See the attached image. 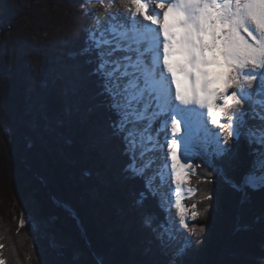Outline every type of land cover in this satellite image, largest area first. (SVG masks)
I'll list each match as a JSON object with an SVG mask.
<instances>
[{"label":"trees","instance_id":"1","mask_svg":"<svg viewBox=\"0 0 264 264\" xmlns=\"http://www.w3.org/2000/svg\"><path fill=\"white\" fill-rule=\"evenodd\" d=\"M84 4L0 0L4 264H264V188L234 186L253 160L255 145L243 139L225 146L231 151L215 160L217 173L196 159L189 182L195 192L184 204L195 205L190 227L197 233L185 255L162 249L145 227L146 214L154 226L166 215L157 198L140 196L145 181L130 177L133 160L121 139L96 131L102 126L107 132L115 116L99 107L95 63L78 54L91 28ZM15 197H31L39 216L52 220L82 256L72 248L56 253L30 225L19 227L18 212L11 214Z\"/></svg>","mask_w":264,"mask_h":264},{"label":"snow or ice","instance_id":"2","mask_svg":"<svg viewBox=\"0 0 264 264\" xmlns=\"http://www.w3.org/2000/svg\"><path fill=\"white\" fill-rule=\"evenodd\" d=\"M128 3L123 16L113 14L106 24L88 31L78 54L95 63L91 75L97 77L99 107L115 116L107 132L97 127L99 136L121 139L132 160L143 161L129 167L131 178L145 180L146 191L140 196L157 198L166 212L175 208L179 229L187 235L179 232L170 216L166 217L170 224L154 226V217L146 214L145 227L162 249L182 240L174 251L182 257L191 247L188 237L197 233L187 224L188 209L182 202L184 186L194 174L190 172L194 157L203 154L215 171V160L231 151L225 147L230 140L244 137L249 147L255 145L251 170L241 185L234 186L240 191L264 188V127L248 125L249 119L264 120L255 107L264 106L255 98L264 95V0ZM257 82L261 88L254 94ZM222 134L226 135L221 139ZM157 151L162 162L146 176L155 160L145 157ZM196 216L193 211L191 218ZM26 222L22 217L19 227Z\"/></svg>","mask_w":264,"mask_h":264},{"label":"rangeland","instance_id":"3","mask_svg":"<svg viewBox=\"0 0 264 264\" xmlns=\"http://www.w3.org/2000/svg\"><path fill=\"white\" fill-rule=\"evenodd\" d=\"M99 1L98 0H85V4H84L85 5V13L90 14L89 19L91 20L90 30H92L96 27V22L99 20L101 14L103 13L101 7L99 6V3H100ZM256 99L264 101V95L258 96V97H256ZM261 111H262L261 113L264 114V108H262ZM249 114L251 116L252 113L249 112ZM253 120L254 119H249L248 125L254 129H256L255 125L251 123V122H253ZM262 126L264 127V124ZM223 135H226V134H222L221 139L223 138ZM240 139L245 140L244 137H241ZM128 153L131 156V153L130 152H128ZM198 158L202 159L204 162L209 164L207 158L203 154H201L200 156H196L193 158V162H192L193 163V169L191 170V172L195 173V171H196L195 162H196V159H198ZM145 159H147V158L145 157ZM139 163H143V161L142 160H136V161L133 160L132 165H136ZM159 165H160V163H158V161L156 160V162L153 164V167L148 169L146 171L145 175L146 176L152 175L157 170ZM217 171L218 170H215L214 172L217 173ZM191 177H193V174H190L189 182H190ZM157 181H156V183H158ZM188 187L191 188L189 186V183H188ZM191 189H192V192L188 194L186 199H184L185 200L184 203H186L187 199H189L191 196H193L195 191L193 188H191ZM11 207H12L11 214L13 213V216H14L17 214L16 212H18L20 220L22 217H26L27 222L25 225H30L33 231H35L36 233H39L40 237H42L45 240H48L50 249L52 251L57 253V252H60L61 250L65 249V248H72L76 257L82 256V253L79 251V249L77 247H74L73 243L69 239L62 236L53 227L52 220L46 221L39 216V212L37 209L36 202L31 197H26V198L15 197L14 200L12 201ZM185 207L188 209L187 222H188V226L190 227L191 223L195 220V219L191 218V213L194 210L192 207H187L186 205H185ZM164 212H165L166 217L170 216L171 221H175V218L172 217L171 212H166L165 210H164ZM20 220H19V222H20ZM170 223H171L170 221L165 219L164 224H170ZM186 235H187V233H184V236H186ZM189 238L190 237H188V239ZM182 243H183L182 240L177 239L176 241L172 242V245L169 248H166V249H170L174 252L177 247H180L182 245ZM1 252H2V247H0V254H1ZM0 260H2L1 257H0Z\"/></svg>","mask_w":264,"mask_h":264},{"label":"bare ground","instance_id":"4","mask_svg":"<svg viewBox=\"0 0 264 264\" xmlns=\"http://www.w3.org/2000/svg\"><path fill=\"white\" fill-rule=\"evenodd\" d=\"M99 2H100L99 6L101 7L103 13L101 14L99 20L96 22V26L98 25V23L106 24L107 19L110 18L113 14L118 15V16H123L125 14V10L128 7H130V4L128 3V0H100ZM153 7H154V5H153ZM260 88H261V86H260L259 82H257L256 87H254L253 90H252L253 93L255 94L257 92V90L260 89ZM246 107L249 109V112L254 115V113L251 111V105H247ZM255 107H256V113L262 114L261 110H262V108H264V106H261V105L258 104ZM251 123L254 124L256 128H262L263 127L262 125L264 124V120L254 119L253 122H251ZM208 127L210 129L212 128L211 125H208ZM214 131L218 132V133L220 132L219 129H214ZM162 135H163V133H161V136ZM146 158L147 159L148 158H153L155 160V162L157 160L158 163L162 162V154L159 153L158 151L157 152H149V153H147ZM191 162H193V160ZM190 172H191V170H190ZM157 182L159 183V181H157ZM169 183H170V181H169ZM172 188L174 189V185H172ZM188 188H189L188 184L184 186V189H185V191H184L185 198L184 199H186V197L189 194V192L187 190ZM165 190H167V189H165ZM182 202L184 204L185 200H183ZM184 206H185V204H184ZM170 212L172 214V217L175 218V221H174L175 222V227L177 229H179V223H178L179 217L176 215V209L172 208L170 210ZM187 214H188V212H187ZM187 224H188V222H187ZM179 232L183 233V230L179 229ZM183 235H184V233H183Z\"/></svg>","mask_w":264,"mask_h":264},{"label":"clouds","instance_id":"5","mask_svg":"<svg viewBox=\"0 0 264 264\" xmlns=\"http://www.w3.org/2000/svg\"><path fill=\"white\" fill-rule=\"evenodd\" d=\"M206 55H211V54H209V53H206ZM179 59H181V57H173L172 58V60H179ZM170 63H172V61L170 60ZM179 79V78H178Z\"/></svg>","mask_w":264,"mask_h":264},{"label":"water","instance_id":"6","mask_svg":"<svg viewBox=\"0 0 264 264\" xmlns=\"http://www.w3.org/2000/svg\"><path fill=\"white\" fill-rule=\"evenodd\" d=\"M69 213V215H71L72 216V214L70 213V212H68ZM74 217V216H73Z\"/></svg>","mask_w":264,"mask_h":264}]
</instances>
